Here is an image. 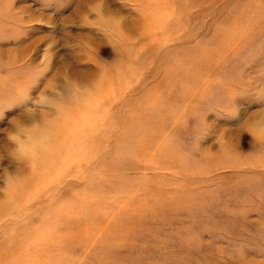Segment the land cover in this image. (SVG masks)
Masks as SVG:
<instances>
[{"label": "rangeland", "instance_id": "rangeland-1", "mask_svg": "<svg viewBox=\"0 0 264 264\" xmlns=\"http://www.w3.org/2000/svg\"><path fill=\"white\" fill-rule=\"evenodd\" d=\"M0 157V264H264V0H0Z\"/></svg>", "mask_w": 264, "mask_h": 264}, {"label": "clouds", "instance_id": "clouds-1", "mask_svg": "<svg viewBox=\"0 0 264 264\" xmlns=\"http://www.w3.org/2000/svg\"><path fill=\"white\" fill-rule=\"evenodd\" d=\"M39 100L40 97L37 94V97L23 108L30 122L19 120L17 124L12 125L11 130L4 133L6 140L13 146L16 154L24 158L32 157L41 147L43 138L37 136L34 131L39 127V109L42 107ZM0 159H3V157H0Z\"/></svg>", "mask_w": 264, "mask_h": 264}]
</instances>
